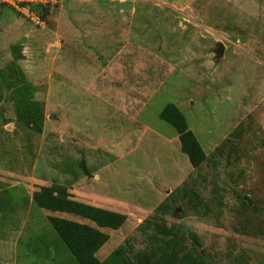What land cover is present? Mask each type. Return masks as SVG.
<instances>
[{"label":"rangeland","instance_id":"obj_1","mask_svg":"<svg viewBox=\"0 0 264 264\" xmlns=\"http://www.w3.org/2000/svg\"><path fill=\"white\" fill-rule=\"evenodd\" d=\"M11 65L34 87L41 133L16 117ZM169 103L206 161L179 184L159 186L156 175L161 202L101 229L109 240L96 258L122 246L147 264L190 255L264 264V0H0V264H79L52 220L89 222L38 208L36 193L60 189L88 203L141 186L134 197L152 200L129 161L164 153L174 170L176 153L165 154L159 138L130 149L144 127L177 134L159 118ZM157 162L142 164L155 171Z\"/></svg>","mask_w":264,"mask_h":264},{"label":"trees","instance_id":"obj_2","mask_svg":"<svg viewBox=\"0 0 264 264\" xmlns=\"http://www.w3.org/2000/svg\"><path fill=\"white\" fill-rule=\"evenodd\" d=\"M20 6H28L32 11L44 7L41 3H22ZM9 69L17 79L6 85L11 101L16 107V117L21 124L36 133H41L43 113L40 103L33 98L34 87L26 80L18 66L11 65ZM159 118L174 128L179 138L181 153L187 157L194 170L198 169L206 161V155L193 132L188 129L186 119L180 110L174 104L169 103L161 110ZM33 199L38 208L49 212L74 215L89 222L85 224L59 218L52 220L53 230L68 253L79 264H147L137 255L135 261L128 259L125 248L122 246L111 252L101 262L96 258V253L109 240V235L101 229L113 231L120 229L126 222V215L75 201L60 189L55 195L47 191L36 193ZM192 239L198 244L196 235H192ZM156 248L161 255L165 254V249L161 244H158ZM157 250L153 252V256L157 255ZM162 263H166L164 259ZM166 264H203V261L197 256L190 255L179 260L171 259Z\"/></svg>","mask_w":264,"mask_h":264},{"label":"crops","instance_id":"obj_3","mask_svg":"<svg viewBox=\"0 0 264 264\" xmlns=\"http://www.w3.org/2000/svg\"><path fill=\"white\" fill-rule=\"evenodd\" d=\"M145 130H147L146 131L147 133L145 132ZM148 132L150 135L148 134ZM136 136H137L136 138L137 140L134 143L135 145H133V148L130 149V152H136L138 149H140L141 146H144L146 144L144 143V141L146 140L154 143L157 141V138H159L161 144L157 142L156 143L162 146L163 152H166L165 154H167L168 150L174 151L179 161V164H178L179 166L177 167V165L175 164L174 170H173L169 166V163H166L164 165L165 167H163L162 162H164V158H163V156H165L164 153H161L158 155H153L152 153H148V154L145 153V157H143L144 160L142 159V157L141 159L134 157L132 161H129V170L133 172L132 179L138 180L139 182H141L142 181L141 177L145 176L143 178L144 180L143 184H145L146 189L151 193L153 197L152 200L147 201V199H145L142 202L140 201L139 198L136 199V197H134V194L137 193L136 190L140 189L141 186H138L135 188L134 186L133 187L129 186L128 188L126 187L122 188V186H116L119 189V191L116 192L115 194L113 195L106 194V196L100 195V197L96 196L95 198L91 197L92 198L91 202H88L85 204L95 206L98 208H102L108 211L120 213V214H126V213L129 214L132 212H136V213L148 212L149 210L147 207L149 205H152L153 203L157 204L158 202H161L160 200H162L161 198L159 199V197L153 194L152 192V190L154 189L156 190L159 188L158 186L153 185V183L157 180L156 175L158 176L162 175L163 177L162 181H159L160 182L159 186L162 185L161 182H165L167 185H169L168 184L169 182L178 183L179 179L183 180V178L185 177V170H189V171L193 170V167L190 165V163H188L189 161L187 157L184 154H182L180 151V142H179V138L177 134H174L170 138L166 139V138L161 137L158 134V132H154L153 130L144 127L141 133L139 134L136 133ZM128 137H127V140H129ZM127 140L125 142L127 143L128 146H130L134 142V141L132 142L131 140L127 142ZM122 144L123 143L116 144L114 149L119 148V146H121ZM125 145L126 144H124V146ZM130 152L128 153L129 155L131 154ZM166 158L167 157L165 156V159ZM156 159L158 160V162L156 163L158 170L156 169L155 171H152L150 169H147V167L144 164H142V161H147V160L155 161ZM142 165L143 167H141ZM98 175L101 176L103 174L102 172H97V177ZM166 177H168L170 180H168V178ZM164 178H166L167 181H165Z\"/></svg>","mask_w":264,"mask_h":264},{"label":"water","instance_id":"obj_4","mask_svg":"<svg viewBox=\"0 0 264 264\" xmlns=\"http://www.w3.org/2000/svg\"><path fill=\"white\" fill-rule=\"evenodd\" d=\"M222 51H223V49L221 48L218 54L221 55ZM244 199L247 201L248 205L250 206L251 202H250L249 198L247 196H245Z\"/></svg>","mask_w":264,"mask_h":264},{"label":"built area","instance_id":"obj_5","mask_svg":"<svg viewBox=\"0 0 264 264\" xmlns=\"http://www.w3.org/2000/svg\"><path fill=\"white\" fill-rule=\"evenodd\" d=\"M1 1H5V0H1ZM6 1H7V0H6ZM41 4H42V3H41ZM25 9H28V10H29L28 6H27Z\"/></svg>","mask_w":264,"mask_h":264}]
</instances>
